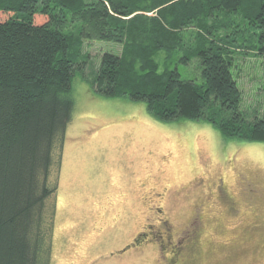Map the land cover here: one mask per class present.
<instances>
[{
	"label": "trees",
	"instance_id": "obj_1",
	"mask_svg": "<svg viewBox=\"0 0 264 264\" xmlns=\"http://www.w3.org/2000/svg\"><path fill=\"white\" fill-rule=\"evenodd\" d=\"M0 16V264H52L49 202L78 75L100 97L145 103L161 123L264 144V108L251 118L233 71L238 56L264 58V0H0ZM94 40L121 52L88 75Z\"/></svg>",
	"mask_w": 264,
	"mask_h": 264
},
{
	"label": "rangeland",
	"instance_id": "obj_2",
	"mask_svg": "<svg viewBox=\"0 0 264 264\" xmlns=\"http://www.w3.org/2000/svg\"><path fill=\"white\" fill-rule=\"evenodd\" d=\"M85 51L91 75L102 54L121 46L94 40ZM236 61L243 108L261 116L264 58ZM73 98L49 202L51 211L56 201L52 264H156L173 253L177 264H264L263 143L227 141L205 123H161L143 102L94 94L81 75ZM53 158L49 184L56 151Z\"/></svg>",
	"mask_w": 264,
	"mask_h": 264
},
{
	"label": "flooded vegetation",
	"instance_id": "obj_3",
	"mask_svg": "<svg viewBox=\"0 0 264 264\" xmlns=\"http://www.w3.org/2000/svg\"><path fill=\"white\" fill-rule=\"evenodd\" d=\"M255 191V190H254ZM156 198V197H155ZM163 197H161V198H156V199H158V200H161ZM160 210V209H159ZM198 224H199V222L197 221V223L196 224H194L192 227H189V230L187 231V233L189 232L190 234H191V236H193V230H195V225H196V227L198 228ZM197 234V233H196ZM184 239H189L188 238V236L186 235L185 237H184ZM144 243H147V240L145 239V240H142L140 243H136V242H134L132 245H130V247H128L127 249H131V248H138V247H141V246H143V244ZM153 243H157V242H153ZM178 244V243H177ZM157 245H158V247H161V245L159 244V242L157 243ZM126 249V250H127ZM176 253H173V254H171L170 256H167V257H159V258H157V260H156V264H177V261H176V255H175Z\"/></svg>",
	"mask_w": 264,
	"mask_h": 264
}]
</instances>
